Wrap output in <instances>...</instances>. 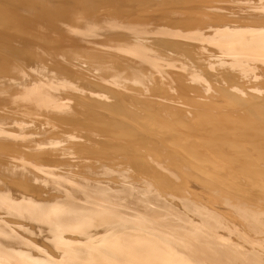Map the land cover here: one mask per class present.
<instances>
[{
    "label": "bare ground",
    "instance_id": "obj_1",
    "mask_svg": "<svg viewBox=\"0 0 264 264\" xmlns=\"http://www.w3.org/2000/svg\"><path fill=\"white\" fill-rule=\"evenodd\" d=\"M0 264H264V0H0Z\"/></svg>",
    "mask_w": 264,
    "mask_h": 264
},
{
    "label": "rangeland",
    "instance_id": "obj_2",
    "mask_svg": "<svg viewBox=\"0 0 264 264\" xmlns=\"http://www.w3.org/2000/svg\"><path fill=\"white\" fill-rule=\"evenodd\" d=\"M207 5H208V4H207ZM210 5H211V4H210ZM18 8L20 9V11H21L22 14L25 13V12H22V11L25 10L26 8H25V9H24L23 7H22V8L18 7ZM157 8H158V7H157ZM155 10H157V9H155ZM155 10H154V12H156ZM32 12H33V11H32ZM148 12H149V11H148ZM154 12H153V13H154ZM159 12H160V10L157 11L156 14L159 15V14H158ZM25 14H26V13H25ZM25 14H24V15H25ZM156 14H155V15H156ZM155 15L153 14V16H155ZM60 17H61V16H60ZM155 17H156V16H155ZM46 18H47V17H46ZM46 18H45V20H46ZM53 18H54L55 20H57V18H59V17H57V18H55V17L48 18V20L50 21L49 23L47 22L48 20L45 21V20L43 19V20L46 22V24H45V23H43V24H45V25L48 24V27H49V24H51V26H52V21H53V23L55 22L54 20H52ZM50 19H51V20H50ZM58 20H60V22H59ZM58 20L55 22V23H57L58 26H57V25H54V24H55V23H54V24H53V27H54V26H55V27L57 26L56 28H58V27L60 28V27L62 26V24H63V20H64V19H62V17H61V19H58ZM61 20H62V22H61ZM142 20H143V19H142ZM44 21H43V22H44ZM64 21L66 22V19H65ZM140 21H141V20H140ZM65 22H64V23H65ZM43 24H42V25H43ZM45 25H43V26H45ZM60 25H61V26H60ZM46 27H47V26H46ZM29 37H30V40H32V38H31L30 35H29ZM28 39H29V38H28ZM28 39H27L26 41H28V45H29V40H28ZM16 42L18 43V40H16ZM22 42H23V41H19V43H21V44H17V43H16V44H17V45H21V46H23V45H22V44H23ZM24 42H25V41H24ZM25 43H26V42H25ZM21 48H22V47H21ZM33 48H34V47H33ZM33 48H32V49H33ZM40 48H41V47H40ZM40 48H39V49H38V48H35V49H33V51L35 50L37 53L40 51L41 55H40V53H39V55L42 56V57H46L47 60H48V62H49V61H50V60H49L50 57H48V56H50V55L45 56V55L43 54V52H41L42 49L40 50ZM32 49H30L29 51L31 52ZM45 49H46V50H47V49L49 50L50 48H45ZM27 50H28V49H27ZM50 52H51V50H50ZM28 53H29V52H28ZM68 53H70V51H69V52H68V51L65 52V54H68ZM47 54H50V53L47 52ZM52 54H53V53H52ZM52 54H51V55H52ZM54 54H55V53H54ZM54 54H53L54 57L57 56L59 59H61V60L64 62L65 57H62V56H59V55H56V54L54 55ZM43 55H44V56H43ZM53 56H52V57H53ZM64 56H65V55H64ZM66 57H67V55H66ZM55 58H56V57H55ZM68 58H70V57L68 56ZM57 60H58V59H57ZM66 60L69 62V60H68L67 58H66ZM65 62H66V61H65ZM65 62H64V63H65ZM71 63H72V62H71ZM72 64H74V63H72ZM75 65H78V64H75ZM75 67H76V66H75ZM77 68H78V66H77ZM14 107H15V106H13V110L15 109V111H16L17 107H15V108H14ZM5 109L8 110L9 107L7 106ZM10 109H12V108L10 107ZM10 109H9V111H11ZM13 110H12V111H13Z\"/></svg>",
    "mask_w": 264,
    "mask_h": 264
}]
</instances>
